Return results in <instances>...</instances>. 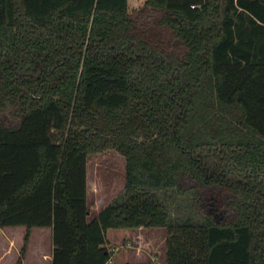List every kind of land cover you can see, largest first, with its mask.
<instances>
[{
  "label": "trees",
  "instance_id": "16d2710c",
  "mask_svg": "<svg viewBox=\"0 0 264 264\" xmlns=\"http://www.w3.org/2000/svg\"><path fill=\"white\" fill-rule=\"evenodd\" d=\"M109 149L125 186L90 217ZM21 225L22 256L52 229L51 264H107L106 230L140 225L167 264H264V0H0V226Z\"/></svg>",
  "mask_w": 264,
  "mask_h": 264
},
{
  "label": "rangeland",
  "instance_id": "374dc122",
  "mask_svg": "<svg viewBox=\"0 0 264 264\" xmlns=\"http://www.w3.org/2000/svg\"><path fill=\"white\" fill-rule=\"evenodd\" d=\"M145 0H129L130 10H136ZM179 41L176 40V43ZM126 158L115 149L96 152L88 160V203L90 217L98 212L124 189ZM10 233L7 250L0 264H16L23 244L24 226L7 227ZM49 228L34 227L26 261L36 264L47 260L51 250ZM167 236L165 227L140 225L138 227H110L106 230L107 247L112 252L107 264H167ZM43 242V244H42ZM42 246V251H39ZM43 252V253H42ZM40 253V254H39ZM32 261H31V259ZM38 260V264H44Z\"/></svg>",
  "mask_w": 264,
  "mask_h": 264
},
{
  "label": "crops",
  "instance_id": "0c3cea01",
  "mask_svg": "<svg viewBox=\"0 0 264 264\" xmlns=\"http://www.w3.org/2000/svg\"><path fill=\"white\" fill-rule=\"evenodd\" d=\"M21 226H23V225H21ZM7 227H9V226H0V258L2 257V255L5 253V250H7V245H9V240H10V233L11 232H14L15 233V231L14 230H10V229H8ZM25 227V226H24ZM34 228V227H33ZM33 228H32V231H31V236H32V233L34 232L33 231ZM46 228H49V227H46ZM25 232H24V237H25V234H26V227H25ZM49 233H50V235H51V250H50V252L48 253V257H47V260H45V261H43L42 260V258H40V256H39V258L37 259V261H36V264H38V260L39 261H43L44 262V264H51V262H52V259H53V240H52V229L51 228H49ZM31 236H30V239H29V243H28V247H27V251H26V254L24 255V256H22L21 255V250H22V247H23V245H24V237H23V244H22V247H21V249H20V255H19V259L21 258V261L19 262V259H18V261H17V263L16 264H28V262L25 260L26 259V256H27V254H28V249H29V244H30V241H31ZM42 244H43V242H42ZM39 251H42V246H41V248L40 249H38ZM43 253V252H42ZM40 254V253H39ZM31 259V258H30ZM31 261H32V259H31ZM31 263V262H30ZM29 263V264H30Z\"/></svg>",
  "mask_w": 264,
  "mask_h": 264
},
{
  "label": "built area",
  "instance_id": "2783aa9c",
  "mask_svg": "<svg viewBox=\"0 0 264 264\" xmlns=\"http://www.w3.org/2000/svg\"><path fill=\"white\" fill-rule=\"evenodd\" d=\"M194 6V5H193Z\"/></svg>",
  "mask_w": 264,
  "mask_h": 264
}]
</instances>
